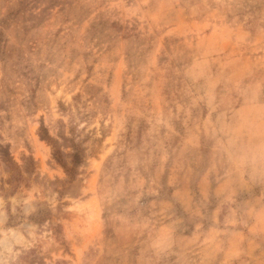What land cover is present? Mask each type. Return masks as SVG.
Listing matches in <instances>:
<instances>
[{"label":"rangeland","instance_id":"obj_1","mask_svg":"<svg viewBox=\"0 0 264 264\" xmlns=\"http://www.w3.org/2000/svg\"><path fill=\"white\" fill-rule=\"evenodd\" d=\"M0 264H264V0H0Z\"/></svg>","mask_w":264,"mask_h":264},{"label":"trees","instance_id":"obj_2","mask_svg":"<svg viewBox=\"0 0 264 264\" xmlns=\"http://www.w3.org/2000/svg\"><path fill=\"white\" fill-rule=\"evenodd\" d=\"M41 137H42V138H45V139H47V140H51V137H50V135H49V132H48V130L45 128V126H43V127L41 128ZM59 162L62 163V161H59Z\"/></svg>","mask_w":264,"mask_h":264}]
</instances>
